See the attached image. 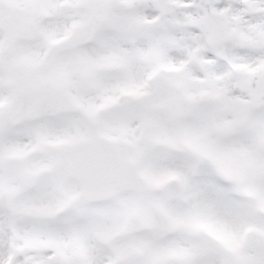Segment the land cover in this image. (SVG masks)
<instances>
[{
    "label": "snow or ice",
    "instance_id": "obj_1",
    "mask_svg": "<svg viewBox=\"0 0 264 264\" xmlns=\"http://www.w3.org/2000/svg\"><path fill=\"white\" fill-rule=\"evenodd\" d=\"M0 264H264V0H0Z\"/></svg>",
    "mask_w": 264,
    "mask_h": 264
}]
</instances>
